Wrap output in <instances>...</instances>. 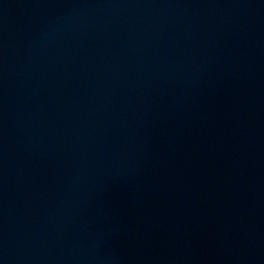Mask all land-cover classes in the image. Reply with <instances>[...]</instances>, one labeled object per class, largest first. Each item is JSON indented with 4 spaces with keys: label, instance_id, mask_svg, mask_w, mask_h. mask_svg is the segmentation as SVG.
I'll use <instances>...</instances> for the list:
<instances>
[{
    "label": "water",
    "instance_id": "water-1",
    "mask_svg": "<svg viewBox=\"0 0 264 264\" xmlns=\"http://www.w3.org/2000/svg\"><path fill=\"white\" fill-rule=\"evenodd\" d=\"M0 264H264V0H0Z\"/></svg>",
    "mask_w": 264,
    "mask_h": 264
}]
</instances>
